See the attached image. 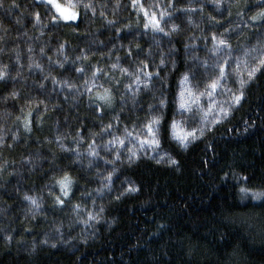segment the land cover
<instances>
[{
	"label": "trees",
	"instance_id": "16d2710c",
	"mask_svg": "<svg viewBox=\"0 0 264 264\" xmlns=\"http://www.w3.org/2000/svg\"><path fill=\"white\" fill-rule=\"evenodd\" d=\"M59 1L66 3V0ZM151 2L146 0V3ZM164 2L161 0L162 4ZM5 3L11 4L12 0H5ZM15 3L19 7L0 10V68H6L10 74V78L0 82V117L5 112L12 113L0 118V137H3L0 140V166L5 169L0 174V264H264V202L244 200L239 192L242 186L253 191L264 190V75L257 74L258 78L248 88L245 100L227 120L215 126L211 133L187 150L181 149L172 139L162 140L161 150L176 159L177 165H169L167 160L157 164L155 159L147 158L154 157V153L143 152L138 163L131 167L126 164L120 167L113 178L112 191L105 190L101 197L93 190L101 187L103 175L112 166L97 160L96 167H87V148L92 142L87 132L100 130V124L92 118L91 105L94 102L89 101V94L81 87L88 77L74 72L69 77L65 70L59 69L53 62L58 63L63 57L57 53L56 47L67 39L72 46L81 45L75 48L78 54L83 47L82 41L102 40L103 45L97 43L92 46L91 52L86 53L89 56L96 53L91 56L90 63L77 61L76 64L82 65L90 73L95 70L91 67L93 64L105 66L98 62L101 57L111 64L119 56V65L131 72L135 67L132 61L139 58L141 52L128 48L131 34L125 32L117 36L116 26L127 23L129 19H142V16L131 7L130 0H120V8L116 12L113 11L116 0H92L95 16L79 8L77 29L78 32L86 29L91 35L77 37L70 28L50 32L42 25L33 26L32 11H39L45 17L44 23L48 22L49 7L46 5H38L35 0H15ZM202 3L203 0H181L178 6L191 5L199 10ZM204 6L206 11L203 14L199 11L192 14L191 25L186 18L181 22L184 13L169 9L171 22L180 25V31L173 34L171 43L169 38L151 31L139 36L143 50L151 46L156 64H159L161 52L166 55L169 61L166 95L172 101V111L177 113L175 118L167 113L166 118L168 124L176 119L186 129L199 123L200 113L196 112L194 106L195 118L186 120L181 117L190 114L176 111L178 79L191 63V50L186 51L185 44L195 43L196 53L203 58L208 55L207 48L211 47L203 38L205 35L210 37L209 28L217 32L232 28L235 31L229 35L233 37L235 57L243 56V47L254 44L259 35L255 30L243 27L235 7L232 8L231 17L226 13L218 14L222 23L210 25L207 16L212 10L211 5ZM255 7V0H249V8L243 10L247 15ZM101 12L104 13L103 17ZM105 18L117 21V25L110 27ZM17 19L21 20L20 24L16 23ZM133 31L142 32V25L134 27ZM241 32L246 35H238ZM154 37L161 41L159 47ZM29 46L33 48L31 53L28 52ZM173 46L177 51L169 55L168 50ZM42 47L45 49L43 56L40 54ZM129 50L133 51V57L126 55ZM65 52L70 57L65 68L71 69L75 66L71 63L75 56L69 47ZM29 56L41 63L43 73L38 69H28ZM49 56L53 62L48 60ZM173 58L176 60L175 71L171 65ZM150 70L159 71L155 68ZM17 71L21 75L17 76ZM48 73L55 76L57 81L68 78L76 87L70 92L59 84H53L51 77L44 80V75ZM109 73V78L115 77L121 83L113 85L108 83L109 78L104 80L103 77L95 82L104 87L124 90L128 78L122 77L118 69H111ZM41 83L45 85L43 89L39 87ZM226 83L233 86L230 81ZM156 87H159L158 82ZM13 90L19 94L16 99L10 96ZM151 98L150 93L141 92L137 105L141 116ZM216 99L226 103L228 97L223 90H219ZM208 103L207 98H202V106L206 108ZM116 104L119 105L120 101H116ZM139 105H143V109ZM132 107L129 103L126 111L121 113L123 122L116 126L115 131L118 135L123 134L125 125L132 129ZM21 109L24 112L32 111L34 123L31 133L25 132L22 124L15 119L18 115L21 120L24 119ZM40 116H43V120L39 119ZM104 122L109 121L105 119ZM77 130L85 137L84 143L79 145L85 158L80 163H73L75 154L61 152L55 139L58 134H63L65 144L76 146L73 137ZM17 133L20 139L14 143L11 137ZM108 138L105 137L104 142ZM96 140L100 142L99 138ZM13 143L12 148L7 147ZM100 151L101 155H107ZM37 155L41 159L37 160ZM30 159L37 163L36 168L26 163ZM117 165H120L119 161ZM63 172L71 175L74 184L66 205L60 208L55 206L53 200V196L59 194V189L52 185L53 177ZM129 184L135 185L138 191L117 200L116 196ZM50 191L52 195H49ZM85 191L92 192V195L82 196L81 193ZM24 194L42 198V208L35 218L28 211L27 202L22 199ZM72 204H79L82 211L76 214ZM101 206L104 211L100 213L99 223L88 222L86 225L77 222L86 220L89 211L94 214L99 212ZM57 227L60 228L59 232L55 230ZM5 235H11L13 240L5 242ZM45 236L49 243L39 245L32 253L31 245ZM53 243L55 248L51 247Z\"/></svg>",
	"mask_w": 264,
	"mask_h": 264
},
{
	"label": "snow or ice",
	"instance_id": "6c2138e0",
	"mask_svg": "<svg viewBox=\"0 0 264 264\" xmlns=\"http://www.w3.org/2000/svg\"><path fill=\"white\" fill-rule=\"evenodd\" d=\"M181 0H165L162 4L161 0H152L151 3H146V0H130V5L137 13L142 16V19H136L135 21L129 19L126 25H117V21L108 20L105 18V22L110 26H116V35L119 36L121 33H130L131 39L128 41V48H133V42L135 44V50L141 52V56L135 59L134 69L130 72L128 68L122 67L117 63H112V69H118L122 74V77L128 78V83L124 84V93L120 97V111L123 113L126 111L128 104L130 103L133 107L131 110L132 116V129L129 130L128 126L122 129L123 134L118 135L113 131V126L119 125L123 122L121 116H115L110 119L108 123L104 122V117L108 115V110L116 107V95L113 88L104 87L102 84H97L95 81L101 77L104 80H108L111 75L105 72L99 64L91 65L94 71H91L90 77L87 74V70L82 65L76 64L71 69H66L65 65L68 62L59 61L53 62L52 57L49 56L48 60L50 62L56 63L59 69L65 70L67 75L70 77L72 72L76 74L87 75L88 78L84 80V91L89 94L88 98L90 101H94L91 105L93 112L94 122H98L102 127L100 131H88L87 136L91 139V143L88 144L87 157L88 163L87 167H96V161H103L105 165H111V169L107 171V174L103 177L104 184L101 185L96 191L97 195L103 197L105 190L108 192L112 191V186L114 183V176L120 171L122 165L132 166L141 160V153L152 152L155 154L154 157H147L148 159H155L157 164L162 161L167 160L169 165H177L176 159L172 158L166 152L161 150V121L162 114L159 111L160 108L166 107V96L159 100L158 107L156 105L148 104L147 109L144 110V115L141 116L137 111V105L139 104V97L141 92H148L152 95L153 99L156 98V93L158 91L156 83L161 78H167V65L169 63L166 55L161 52L159 55V64H156L155 56L151 46L145 51L143 46L139 42V36L146 35L149 31L152 33H160L163 37L169 38V43H171V38L173 34L180 31V25L175 22H171L172 13L169 9H175L176 12L184 13L185 16L181 17V22L186 18L187 23L191 25L193 23L192 14L199 11L203 14L206 11L204 5L210 4L211 11L207 16V22L210 25H219L222 20L219 18L218 14L226 13L228 17L232 16V8L237 9L236 15L241 17L240 23L243 24L245 29L255 30L259 33L256 42L248 47H243V56H233L235 51L232 48V39L229 34L235 29L225 28L223 32H217L214 28H209L211 33L210 37L205 35L203 38L206 43H210L211 47L207 48L208 55L203 58L196 53L195 49L197 45L195 43L185 44V50L190 51L191 63L188 64L186 70L183 71L178 79L179 90L175 97L176 111L179 113L190 114L185 119H194L196 112L200 113L199 123L190 129H186L180 121L173 119L167 128V133L170 135L171 139L176 141L179 147L183 150H187L193 143L198 140H202L208 133L214 130V127L222 124L227 120L232 111L239 106L246 98V92L250 85L257 80V74L264 75V0H255L256 7L252 10L251 14H245L243 9L249 8V0H203L201 7L197 10L195 7L189 5L188 7H179L178 4ZM38 5L49 6V11L47 14V23H44L45 17L41 15L39 11H32L30 13L32 20L34 22L33 26L42 25L43 28H48L50 32H55L64 28L72 29L77 35L81 33L77 31L79 28L78 20L80 19V8L81 3L84 0H66V3H61L59 0H35ZM19 5L15 3L13 8H17ZM106 7V5H105ZM84 8L86 11L92 12L95 16V6L93 3H84ZM120 8V4L117 3L113 9L116 12ZM159 11H156V10ZM10 10V9H9ZM25 11H28L25 9ZM100 15L103 17L104 13L101 12ZM17 24L21 23L20 19H17ZM133 23L136 26L142 25V32L133 31ZM43 34V31H42ZM246 35V33H239ZM84 35H91L85 32ZM191 39V38H190ZM196 39H199L197 37ZM154 42L157 47L161 44L159 39H155ZM99 43L103 45L104 41L97 42L96 39L88 41L87 45L80 48V52L83 53L81 57L77 59H82L85 64L90 63V57L88 52L92 51V46ZM70 46V42L65 39L63 43H59L56 47L58 54H63L67 56L65 49ZM123 46V45H122ZM33 48L29 46L28 52L31 53ZM177 49L173 46L170 47L168 52H176ZM94 53V52H93ZM40 54L43 56L45 54V49L42 47L40 49ZM110 55V53H109ZM128 57H133L134 53L132 50L126 52ZM248 58V59H246ZM102 59V57H101ZM121 59V57H117ZM27 67L29 70L38 69L41 73L44 69L41 63L34 60L31 56L28 57ZM251 61V62H250ZM19 55L17 56V63H19ZM172 70H176V60L171 59ZM244 69L241 70V66ZM23 67V65H21ZM159 69V71H151L150 69ZM21 75L17 71V76ZM51 77V82L53 84H59L67 88L70 92L76 87L72 84L70 79L65 78L57 81L55 76L51 73L44 75V80H48ZM10 78L9 72L6 68H0V82L5 81ZM14 79V77H11ZM230 81L233 86H229ZM121 80L116 79V84L119 85ZM201 85L202 90H201ZM41 89L45 87L43 83L39 85ZM102 89V90H101ZM116 89H119L118 87ZM219 90H223V94L228 97L226 103H221L217 101L216 95ZM18 92L13 90L10 93L12 99H16ZM67 98V97H66ZM202 98H207L209 103L206 108L202 106ZM4 102H7L5 98ZM42 103V101H41ZM39 106V105H38ZM194 106L196 112H194ZM143 109V105H139ZM24 119L21 120V116H16V121L22 124L23 130L25 132L31 133L33 130V120L31 119L32 111L24 112L21 109ZM11 112H5L2 117L6 118L11 116ZM211 117V119H208ZM43 120V116L39 117ZM115 122V123H113ZM82 127V125L80 126ZM96 137L100 140H104L105 137H109L106 142H104V152L107 154L101 155L100 147ZM12 141L15 143L20 139L19 134H14L11 137ZM65 139L63 134H58L55 139V143L58 145L59 149L63 153H74L72 158L73 163H80L85 154L81 152L79 145L84 143L85 137L81 134L79 130L76 131L73 137L76 146L70 144H65L62 141ZM3 140V137H0ZM13 144H8L7 147L12 148ZM129 144L132 146L129 147ZM55 155V153H53ZM36 159H41L37 155ZM120 165H117V162ZM32 168H36L38 165L34 160H29ZM5 169L0 166V174H2ZM74 180L71 175L67 172L54 178L53 188L59 189V194L53 196L54 204L57 207L63 208L66 205L69 197L72 194V187ZM47 187V185H45ZM138 189L133 184L121 191L116 199L119 200L122 196L126 194H131L137 192ZM239 192L242 194L241 198L244 200L250 199L251 201L264 202V190L253 191L246 186L239 188ZM52 195V192H49ZM22 199L27 202L29 208L28 211L32 214L33 218L35 214H38L42 208L41 199L36 196L24 194ZM95 204V200L92 201ZM74 212L79 214L81 212V207L79 204L71 205ZM104 211L103 206L100 207L99 212L95 214L91 211L87 212V219H80L77 222L88 224V222L99 223L100 213ZM163 228L164 226L161 225ZM31 229H25V231H30ZM57 232L60 229L56 230ZM5 240L12 241L13 237L11 235H5ZM22 242V241H21ZM42 244H47L48 240H42ZM53 248L56 247L55 244L52 245ZM32 251L36 250V245L33 244L31 247Z\"/></svg>",
	"mask_w": 264,
	"mask_h": 264
},
{
	"label": "clouds",
	"instance_id": "9594fccd",
	"mask_svg": "<svg viewBox=\"0 0 264 264\" xmlns=\"http://www.w3.org/2000/svg\"><path fill=\"white\" fill-rule=\"evenodd\" d=\"M84 3H92V0H84ZM84 3H81V5H80V8H82V9H84L85 10V8H84ZM117 3H119L120 4V0H116V4ZM15 4V0H12V3L11 4H6L5 3V0H0V10H5V11H8L9 9H11V8H13V5ZM87 12H89V11H86L85 10V13H87ZM86 19H87V17H85ZM125 20H127V17H125L124 18ZM127 23H125V24H123V25H126ZM134 27H136V25L133 23V28ZM85 32H87V30L85 29V30H83V31H81L80 33V35H84V33ZM71 33L74 35V36H80V35H77L72 29H71ZM87 43H88V41H82L81 42V44H83V46H85V45H87ZM81 45L80 44H77V45H75V46H72V45H70L69 46V48L72 50V54H74V56H75V58L71 61V63L74 61L75 63H77V61H82V59H77V57H81L82 55H83V53H81V52H79L78 54L75 52V48H77V47H80ZM133 48H135V44H134V42H133ZM60 56H62L63 57V59H62V61H65V62H68L69 63V59H70V57H69V55H67V56H64L63 54H59ZM96 55V53L94 52V53H91V55L89 56L90 57V59H91V56H95ZM105 55H109V53H105ZM54 59V58H53ZM99 63H102V64H104L105 66L104 67H102L103 68V70L105 71V72H110V70L112 69V67H111V64H109L108 62H106V61H104L103 59H100L99 61H98ZM137 61L136 60H133L132 61V63L133 64H135ZM115 63H117V64H119L120 63V59L118 60L117 59V57H116V60H115ZM91 73V72H90ZM90 73L89 72H87V74L89 75V77H90ZM97 81L99 82V79H97ZM108 83H111V84H113V85H115V83H116V78L115 77H110L109 78V80H108ZM158 84H159V87H157V89H158V91H157V93H156V98L155 99H153V97L151 98V101L148 103V104H152V105H156L157 107H158V105H159V100L161 99V98H163V97H165L166 96V107H164V108H160L159 109V111L161 112V114H162V121H161V129H160V137H161V141L162 140H169V139H171V137L168 135V133H167V128H168V120H167V118H166V116H167V113H170L171 115H172V117L173 118H175L176 117V115H177V113L175 112V111H172V101L170 100V98H169V96L168 95H166V93H167V78H161L159 81H158ZM81 87H83V88H85V85H82ZM113 90H114V92H115V95H116V101H120V97H121V95L124 93V90H122V89H116L115 87H113ZM89 99V98H88ZM90 101V100H89ZM91 102H94V101H91ZM166 110H167V112H166ZM121 111H120V104L119 105H117L116 104V107L115 108H113V109H111V110H108V115L107 116H105L103 119L105 120V119H107L108 121H110V119L112 118V117H115V116H121ZM124 113V112H123ZM181 118H186V117H181ZM102 126L100 125V128H101ZM117 129H116V126H115V124H114V126H113V131L115 132ZM100 131V130H99ZM96 138H99V137H96ZM99 140H100V138H99ZM49 143H50V141H48ZM63 143H64V140L62 141ZM103 145H104V140H100V142L98 143V146L100 147V149L102 150V151H104V147H103ZM129 167H131V166H129ZM117 175V174H116ZM115 175V176H116ZM105 175H103V177H104ZM97 177L99 178L100 177V174L98 173L97 174ZM53 179H54V177H53ZM102 184H104V180H103V178H102ZM101 184V185H102ZM97 189H94L93 191L97 194V191H96ZM81 195L82 196H91L92 195V192H88V191H85V192H83V193H81ZM41 203H42V201H41ZM81 211H82V209H81ZM38 214H35L34 215V218L37 216ZM57 229H60L59 227H57L55 230H57ZM0 231H2V230H0ZM5 237V236H4ZM45 239H47V236H45V238L43 239V240H45ZM48 240V239H47ZM4 241L5 242H11V241H8V240H5L4 239ZM41 241L42 240H40L38 243H33V244H35L36 245V250H37V248L39 247V245H41L42 243H41ZM48 243H49V241H48ZM47 243V244H48ZM32 244V245H33ZM53 244H55V243H53ZM53 244H51V247H52V245ZM32 245H31V247H32ZM36 250L35 251H32L31 250V252L32 253H35L36 252Z\"/></svg>",
	"mask_w": 264,
	"mask_h": 264
},
{
	"label": "rangeland",
	"instance_id": "374dc122",
	"mask_svg": "<svg viewBox=\"0 0 264 264\" xmlns=\"http://www.w3.org/2000/svg\"><path fill=\"white\" fill-rule=\"evenodd\" d=\"M60 2V1H59ZM62 3V2H61ZM47 6V5H46ZM47 7H49V6H47Z\"/></svg>",
	"mask_w": 264,
	"mask_h": 264
}]
</instances>
